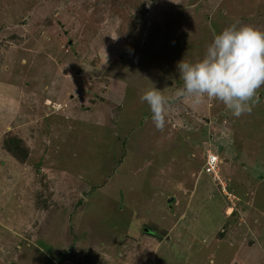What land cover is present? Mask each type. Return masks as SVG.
I'll list each match as a JSON object with an SVG mask.
<instances>
[{"label":"rangeland","instance_id":"obj_1","mask_svg":"<svg viewBox=\"0 0 264 264\" xmlns=\"http://www.w3.org/2000/svg\"><path fill=\"white\" fill-rule=\"evenodd\" d=\"M237 21L264 0H0V264H264V87L239 118L175 96Z\"/></svg>","mask_w":264,"mask_h":264},{"label":"clouds","instance_id":"obj_2","mask_svg":"<svg viewBox=\"0 0 264 264\" xmlns=\"http://www.w3.org/2000/svg\"><path fill=\"white\" fill-rule=\"evenodd\" d=\"M177 69L182 85L175 96L186 100L193 109L205 100H213L221 102L237 118L250 114L264 87V31L237 21L213 34L200 59H183ZM141 101L148 105L154 126L162 130L167 122L169 98L154 86L141 95Z\"/></svg>","mask_w":264,"mask_h":264},{"label":"built area","instance_id":"obj_3","mask_svg":"<svg viewBox=\"0 0 264 264\" xmlns=\"http://www.w3.org/2000/svg\"><path fill=\"white\" fill-rule=\"evenodd\" d=\"M220 164H221V160L218 158V156L207 151L206 161H205V165H204L205 172L210 173L216 179L215 176L218 173V166Z\"/></svg>","mask_w":264,"mask_h":264},{"label":"crops","instance_id":"obj_4","mask_svg":"<svg viewBox=\"0 0 264 264\" xmlns=\"http://www.w3.org/2000/svg\"><path fill=\"white\" fill-rule=\"evenodd\" d=\"M171 200V199H170ZM168 202H170V201H168ZM182 216V215H181ZM181 216H180V218H181Z\"/></svg>","mask_w":264,"mask_h":264},{"label":"water","instance_id":"obj_5","mask_svg":"<svg viewBox=\"0 0 264 264\" xmlns=\"http://www.w3.org/2000/svg\"><path fill=\"white\" fill-rule=\"evenodd\" d=\"M170 201V200H169Z\"/></svg>","mask_w":264,"mask_h":264}]
</instances>
